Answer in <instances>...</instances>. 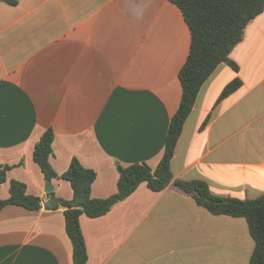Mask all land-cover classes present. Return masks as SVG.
<instances>
[{"label":"crops","instance_id":"obj_1","mask_svg":"<svg viewBox=\"0 0 264 264\" xmlns=\"http://www.w3.org/2000/svg\"><path fill=\"white\" fill-rule=\"evenodd\" d=\"M190 45L172 0H0V167L11 166L0 197L15 179L42 199L37 210H0V264H74L61 204L73 189L45 180L36 143L52 128L54 170L78 157L97 173L93 197L116 193L118 164L155 168L162 158ZM230 59L238 68L220 63L198 93L170 185L156 192L143 182L108 213L80 216L87 264H250L247 220L213 214L173 186L202 180L217 196L264 194V11ZM236 78L241 85L221 99Z\"/></svg>","mask_w":264,"mask_h":264},{"label":"trees","instance_id":"obj_2","mask_svg":"<svg viewBox=\"0 0 264 264\" xmlns=\"http://www.w3.org/2000/svg\"><path fill=\"white\" fill-rule=\"evenodd\" d=\"M4 1L12 5L18 2ZM172 1L182 10L190 28L191 45L179 72L182 98L171 119L164 153L158 165L152 168L146 162H137L129 166L118 164L119 179L116 193L106 198H95L92 196V185L97 173L94 169L86 167L78 157L72 158L68 168L61 175L52 167L50 162L54 141L52 128L46 129L35 145L33 158L40 166L45 180L51 183L54 178H64L70 181L73 189V200H61V204L66 207L64 211L66 230L73 245L74 264H87L88 261L86 241L80 224V216L83 213L90 217L108 213L116 203L130 196L143 182L156 192L170 185L173 180L171 160L202 85L222 62L229 63L234 69L238 68L230 59V53L242 40L246 26L264 11V0ZM241 83L238 78L228 83L220 98L234 92ZM10 167V165L0 167V184L6 180V173ZM173 186L192 196L200 206L213 214L244 217L255 241L250 264H264V194L252 199L217 196L202 180L177 179L173 181ZM11 204L37 210L42 207V199L38 195L27 193L26 184L13 179L10 182V196L6 199L0 197V210Z\"/></svg>","mask_w":264,"mask_h":264},{"label":"water","instance_id":"obj_3","mask_svg":"<svg viewBox=\"0 0 264 264\" xmlns=\"http://www.w3.org/2000/svg\"><path fill=\"white\" fill-rule=\"evenodd\" d=\"M46 191L49 192V191H53V187L51 185L47 186L46 187ZM52 201H48L47 203H45V206H47L48 204H50Z\"/></svg>","mask_w":264,"mask_h":264}]
</instances>
